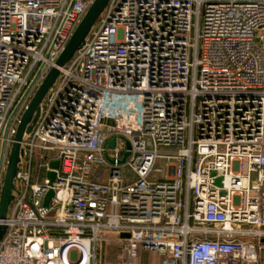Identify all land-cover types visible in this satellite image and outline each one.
<instances>
[{
    "label": "built area",
    "instance_id": "obj_1",
    "mask_svg": "<svg viewBox=\"0 0 264 264\" xmlns=\"http://www.w3.org/2000/svg\"><path fill=\"white\" fill-rule=\"evenodd\" d=\"M95 1L0 0V201ZM59 70L0 264H264V0H111Z\"/></svg>",
    "mask_w": 264,
    "mask_h": 264
},
{
    "label": "water",
    "instance_id": "obj_2",
    "mask_svg": "<svg viewBox=\"0 0 264 264\" xmlns=\"http://www.w3.org/2000/svg\"><path fill=\"white\" fill-rule=\"evenodd\" d=\"M111 0H96L91 6L88 13L86 14L84 20L78 27L70 43L66 47L65 51L57 61V68L51 70L46 80L44 81L41 88L36 93L34 99L32 100L28 111L25 113L22 122L19 126L18 133L16 136V144L13 147L10 165L7 172L4 189L0 201V220L5 221L9 218L13 204L17 196V190L15 186L16 178L20 170V165L24 161V149L22 143L25 138L32 133L35 128L36 123L41 114L42 103L48 94L49 90L52 88L57 78L60 75L59 68H66L70 65L76 54L84 47L86 41L92 31L94 30L96 24L100 20L102 14L106 10ZM115 142L110 143V147L113 148ZM127 154H125L124 159L121 164H125ZM54 169H58L59 162L52 164ZM50 178L53 181L55 178L54 174H50ZM217 185H221V179L217 180ZM54 197V192H50L46 198L45 206L48 207L51 199ZM6 233V226L0 225V243Z\"/></svg>",
    "mask_w": 264,
    "mask_h": 264
}]
</instances>
